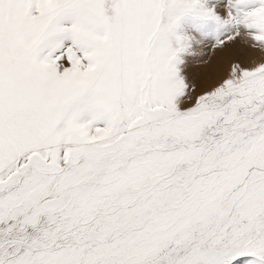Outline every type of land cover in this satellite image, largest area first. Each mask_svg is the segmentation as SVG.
Wrapping results in <instances>:
<instances>
[{
  "label": "snow or ice",
  "instance_id": "1",
  "mask_svg": "<svg viewBox=\"0 0 264 264\" xmlns=\"http://www.w3.org/2000/svg\"><path fill=\"white\" fill-rule=\"evenodd\" d=\"M0 264H264V0H0Z\"/></svg>",
  "mask_w": 264,
  "mask_h": 264
}]
</instances>
